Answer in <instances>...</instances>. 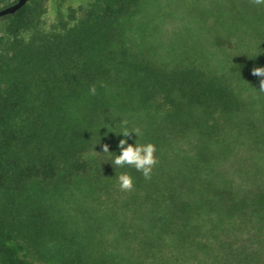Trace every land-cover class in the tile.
Instances as JSON below:
<instances>
[{
	"label": "trees",
	"instance_id": "1",
	"mask_svg": "<svg viewBox=\"0 0 264 264\" xmlns=\"http://www.w3.org/2000/svg\"><path fill=\"white\" fill-rule=\"evenodd\" d=\"M223 1L220 32L211 36L234 50L227 73L203 56L168 67L118 49L119 19L138 0H90L58 10L51 23L48 0H26L0 16V264H93L48 206L14 198L33 182L99 183L125 172L134 183L131 205L147 211L150 234L134 231L132 258L96 264H142L140 254L153 256L149 264H264V164L240 153L243 139L264 152V93L251 74L264 67V20L244 3ZM115 72L121 82L111 81ZM237 79L250 84L263 111L252 109ZM110 85L139 91L116 105L143 111V138L119 134L120 118L103 98ZM166 128L179 139L195 132L193 161H159L150 180L112 163L120 139L159 148Z\"/></svg>",
	"mask_w": 264,
	"mask_h": 264
},
{
	"label": "rangeland",
	"instance_id": "2",
	"mask_svg": "<svg viewBox=\"0 0 264 264\" xmlns=\"http://www.w3.org/2000/svg\"><path fill=\"white\" fill-rule=\"evenodd\" d=\"M89 1L48 0L46 21L53 22L58 10L65 14L69 6L85 5ZM234 1L239 9L242 3L248 5L264 20V5H254L251 0ZM225 3L223 0H138L128 13L119 19L117 48L135 54L137 59L143 56L151 59L153 63L166 64L168 67L180 60H198L203 56L206 65L216 68L219 73H227V60L234 54V50L226 45L217 46L212 42L211 36L213 31L220 32L218 20L221 19L220 10L222 13ZM112 66L117 69L124 65L113 62ZM114 71L112 70L111 74ZM122 76L123 73L117 76L115 72L111 81L121 82ZM125 82L130 84L132 78ZM236 83L242 87L244 96L253 105L252 109L255 112L261 109L263 111L250 84L242 79H237ZM132 84L135 86V83ZM128 88L120 90L121 86H107L104 88L103 98L108 101L113 118H120L114 123L119 124L126 119L128 127L140 129V135L137 136L140 139L148 133V129L138 125L141 118L139 115L143 111L124 106L125 109L120 112L116 105L117 102L127 105L131 98L136 99L139 96V91H135L136 95L132 96L133 91ZM111 125L113 123L107 121V126ZM118 128L121 131V126ZM185 135L187 136L179 139L166 128V140L164 138V144L157 147L158 161L171 167L179 164L182 159L193 161L196 135L194 131ZM208 143L211 145V142ZM251 148L250 142L243 139L240 153L247 158L256 157L260 164H264L262 148L259 147L256 151ZM53 184L43 187L33 182L24 193L14 198L15 203L20 205L41 202L48 206L53 218L62 224L66 237L73 238L81 245L93 264L101 261L102 257L129 259L133 257L132 252L137 255L136 251L132 250L136 242L133 233L137 231L139 236L150 234V223L144 208L136 210L131 205V191L120 190L118 177H109L99 183L75 180L70 184L60 181ZM138 256L142 257V264H149L150 257H153L150 254Z\"/></svg>",
	"mask_w": 264,
	"mask_h": 264
},
{
	"label": "clouds",
	"instance_id": "3",
	"mask_svg": "<svg viewBox=\"0 0 264 264\" xmlns=\"http://www.w3.org/2000/svg\"><path fill=\"white\" fill-rule=\"evenodd\" d=\"M254 5H264V0H251ZM253 76L259 77V92L264 93V67H255L251 70ZM89 92L92 95L96 94V86L91 85ZM121 134L126 138H130V134L134 133L136 137L140 135V129H129L128 121H121ZM118 147L120 154L115 155L112 163L120 168L125 166L132 167L136 171L142 173L145 180H150L154 168L158 165L159 161L156 156L157 148L153 143L146 144H129L127 139H120ZM103 153H109V146L103 145ZM119 188L121 191H132L134 188L133 178L128 173H121L118 177Z\"/></svg>",
	"mask_w": 264,
	"mask_h": 264
},
{
	"label": "water",
	"instance_id": "4",
	"mask_svg": "<svg viewBox=\"0 0 264 264\" xmlns=\"http://www.w3.org/2000/svg\"><path fill=\"white\" fill-rule=\"evenodd\" d=\"M25 2L26 0H14L12 3L0 7V16L14 12L19 7H21Z\"/></svg>",
	"mask_w": 264,
	"mask_h": 264
}]
</instances>
